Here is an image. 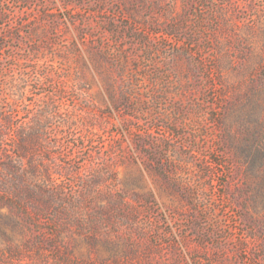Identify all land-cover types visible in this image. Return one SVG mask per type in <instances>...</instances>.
<instances>
[{"label": "rangeland", "instance_id": "obj_1", "mask_svg": "<svg viewBox=\"0 0 264 264\" xmlns=\"http://www.w3.org/2000/svg\"><path fill=\"white\" fill-rule=\"evenodd\" d=\"M0 264H264V0H0Z\"/></svg>", "mask_w": 264, "mask_h": 264}, {"label": "trees", "instance_id": "obj_2", "mask_svg": "<svg viewBox=\"0 0 264 264\" xmlns=\"http://www.w3.org/2000/svg\"><path fill=\"white\" fill-rule=\"evenodd\" d=\"M25 141V140H24ZM19 148H21V150H23V147H21V146H19ZM24 177H25V175H24ZM26 178V177H25ZM23 181V180H22Z\"/></svg>", "mask_w": 264, "mask_h": 264}]
</instances>
